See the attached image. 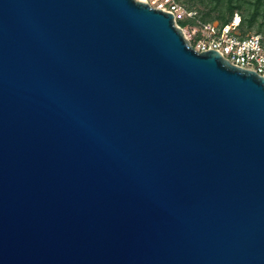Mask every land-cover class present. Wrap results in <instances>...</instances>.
<instances>
[{
	"label": "water",
	"instance_id": "95a60500",
	"mask_svg": "<svg viewBox=\"0 0 264 264\" xmlns=\"http://www.w3.org/2000/svg\"><path fill=\"white\" fill-rule=\"evenodd\" d=\"M0 264H264V77L143 0H0Z\"/></svg>",
	"mask_w": 264,
	"mask_h": 264
},
{
	"label": "built area",
	"instance_id": "2783aa9c",
	"mask_svg": "<svg viewBox=\"0 0 264 264\" xmlns=\"http://www.w3.org/2000/svg\"><path fill=\"white\" fill-rule=\"evenodd\" d=\"M149 5L172 14L175 26L181 29L194 51L214 50L231 65L264 77V42L257 34L241 35V15L237 8L224 24L197 20L195 26L187 30L179 22L193 18L195 11H187L175 0H152Z\"/></svg>",
	"mask_w": 264,
	"mask_h": 264
},
{
	"label": "trees",
	"instance_id": "16d2710c",
	"mask_svg": "<svg viewBox=\"0 0 264 264\" xmlns=\"http://www.w3.org/2000/svg\"><path fill=\"white\" fill-rule=\"evenodd\" d=\"M187 10L195 11L193 18L179 22L181 27L189 30L195 26L196 21L227 22L232 10L237 8L240 11L241 23L239 31L241 35L257 34L264 42V0H175ZM195 9V10H193Z\"/></svg>",
	"mask_w": 264,
	"mask_h": 264
},
{
	"label": "rangeland",
	"instance_id": "374dc122",
	"mask_svg": "<svg viewBox=\"0 0 264 264\" xmlns=\"http://www.w3.org/2000/svg\"><path fill=\"white\" fill-rule=\"evenodd\" d=\"M143 1H146L147 3H149L150 4V2L152 1V0H143ZM177 2V1H176ZM178 3V2H177ZM178 4H180V3H178ZM181 5V4H180ZM182 7H183V5H181ZM184 8V7H183ZM193 10H195V9H193ZM184 21H186L185 19H184ZM250 33H254L253 31H250Z\"/></svg>",
	"mask_w": 264,
	"mask_h": 264
}]
</instances>
